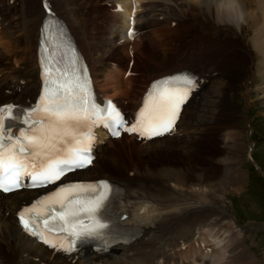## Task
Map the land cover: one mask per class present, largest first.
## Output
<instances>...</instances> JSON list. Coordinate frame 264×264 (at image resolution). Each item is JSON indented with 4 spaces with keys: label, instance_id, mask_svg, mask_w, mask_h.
<instances>
[{
    "label": "bare ground",
    "instance_id": "1",
    "mask_svg": "<svg viewBox=\"0 0 264 264\" xmlns=\"http://www.w3.org/2000/svg\"><path fill=\"white\" fill-rule=\"evenodd\" d=\"M42 1L0 0V105L38 102ZM46 1L70 25L100 93L120 98L130 117L153 79L192 73L197 83L169 134L149 141L137 135L108 140L92 168L75 175L108 178L125 188L116 210L123 214L121 229L137 231L138 239L106 254L46 248L22 232L16 219L37 191L0 194V264H225L224 235L231 229L220 227H236L221 195L236 180L238 152L245 148L237 139L233 91L238 81L258 77L264 101V0H246L247 23L238 27L218 22L229 18V0ZM222 128L231 145L219 146ZM219 153L224 157L215 159ZM209 162L218 164L204 167ZM225 162L229 170L213 179ZM243 255L257 264L246 251Z\"/></svg>",
    "mask_w": 264,
    "mask_h": 264
},
{
    "label": "snow or ice",
    "instance_id": "2",
    "mask_svg": "<svg viewBox=\"0 0 264 264\" xmlns=\"http://www.w3.org/2000/svg\"><path fill=\"white\" fill-rule=\"evenodd\" d=\"M49 31H54L52 26ZM129 35L134 33L130 31ZM44 63L46 79L36 107L22 110L19 106L0 105V191L47 187L91 164V129L97 123L115 129L117 136L121 130L149 138L162 135L170 130L179 106L197 83L188 74L154 82L139 119L125 128L124 118L114 106L109 103L102 107L95 102L76 59L64 67L59 66V59L46 58ZM36 115L39 119H32ZM14 126L20 128L17 133L11 131ZM108 192L107 183L93 186L70 182L25 207L19 219L25 230L52 247L56 245L37 230L33 217L41 220L45 231H59L69 238L65 250H73L77 241L106 243L104 230L108 225L99 222L97 213ZM60 247L64 248L63 243Z\"/></svg>",
    "mask_w": 264,
    "mask_h": 264
},
{
    "label": "rangeland",
    "instance_id": "3",
    "mask_svg": "<svg viewBox=\"0 0 264 264\" xmlns=\"http://www.w3.org/2000/svg\"><path fill=\"white\" fill-rule=\"evenodd\" d=\"M161 15L165 16L166 13H162ZM248 80L249 78H244L242 79V81H238V90L236 91V93L235 91H233V94L237 98L236 104L238 105V107L233 112L237 118L239 116H242L241 109L244 101L242 93L246 89L245 84L248 82ZM254 80H256L257 83L254 82ZM254 80H252V84L256 88L261 83V81L258 77H256ZM252 105L253 107L251 112L249 113V117L254 124V135L255 138H257V143L259 144L257 156L259 157L260 163L264 165V101L261 95L257 93V91L256 93L254 91ZM209 107L210 105H208V107L206 106L207 109H209ZM207 114L208 112L205 113L204 116H207ZM238 122L239 126L237 130L241 131V136L237 139L238 141L241 140L240 142L245 144V148L243 152H238V155L241 156V158H239L240 164L238 166V172L236 173L237 178L236 180L234 179L232 183L230 182L232 185H230L228 189L229 191L227 193H224L226 195L221 196L225 198V202L231 209V212L234 213L237 222L244 227L245 233L241 234V232H238L240 234H238L237 237L241 239H236L235 245L233 244L234 242L228 243L229 236L224 235L227 240L225 242L228 244V246H230V244L234 246H231V258H229L225 262V264H251L247 261V256L243 255L240 258L244 251L251 255L252 259L255 260L257 264H264V178L260 177V174L255 170L254 166L251 163L247 164L246 159L248 155V148L250 145L249 141L247 140L248 129L245 128L246 123L244 120L242 121L241 119ZM224 136H226L224 138L225 140H223L224 146L228 144L231 145L230 143L232 140L229 133L227 132ZM229 141L230 143H228ZM222 157H224L223 154ZM227 163L228 162H225L226 166L229 164ZM234 166L236 167V164ZM237 181L240 182L234 183ZM233 222L235 224V227H237V222L234 219ZM227 225L229 226V224ZM227 225L226 227L221 226L220 228L226 230L231 229L228 231L230 233L235 230V228L233 230ZM220 228L216 227V229ZM236 245L238 248L236 247ZM226 250V257L228 258V248ZM236 252L240 254L238 255ZM229 261H231L232 263H228ZM190 264L194 263L191 262Z\"/></svg>",
    "mask_w": 264,
    "mask_h": 264
},
{
    "label": "clouds",
    "instance_id": "4",
    "mask_svg": "<svg viewBox=\"0 0 264 264\" xmlns=\"http://www.w3.org/2000/svg\"><path fill=\"white\" fill-rule=\"evenodd\" d=\"M225 12L229 15V18L218 20L219 23H231L236 27L247 23L246 0H229V3L225 6Z\"/></svg>",
    "mask_w": 264,
    "mask_h": 264
}]
</instances>
